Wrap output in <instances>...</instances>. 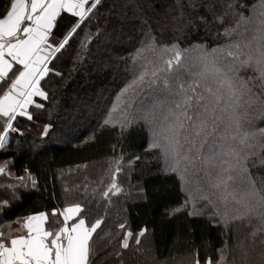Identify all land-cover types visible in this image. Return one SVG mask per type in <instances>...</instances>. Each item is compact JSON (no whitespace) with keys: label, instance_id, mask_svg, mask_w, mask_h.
I'll return each instance as SVG.
<instances>
[{"label":"snow or ice","instance_id":"obj_1","mask_svg":"<svg viewBox=\"0 0 264 264\" xmlns=\"http://www.w3.org/2000/svg\"><path fill=\"white\" fill-rule=\"evenodd\" d=\"M150 7L151 0H0V152L42 115L47 121L33 150L43 147L54 121L77 119L58 97L54 78L65 77L57 64L69 50L74 67L83 63L95 39L120 42L124 22L135 19L141 36L126 75L96 129L77 139L94 142L102 129L121 139L134 129L143 134L149 158L182 194L167 214L206 217L220 230L217 255L201 257L193 247L187 264H264V0H171L164 6L171 13H149ZM160 17L181 34L212 25L217 38L166 41ZM116 147L107 180L101 176L90 193L108 204L123 191L119 178L132 164L122 148L115 155ZM0 178V189L10 193L0 195L3 217L22 198L18 190L38 181L27 168L17 173L9 156H0ZM83 191L88 197L89 184ZM103 222L89 218L87 203L79 201L0 219V264H97ZM238 227L247 238L237 237ZM146 231L125 232L120 246L128 249L130 238L139 245Z\"/></svg>","mask_w":264,"mask_h":264},{"label":"trees","instance_id":"obj_2","mask_svg":"<svg viewBox=\"0 0 264 264\" xmlns=\"http://www.w3.org/2000/svg\"><path fill=\"white\" fill-rule=\"evenodd\" d=\"M169 3L171 0H151V7L148 11L151 13L154 8L157 13L162 11L171 13V9L164 7ZM102 12H106V9H102ZM107 18L106 15L101 18L102 26L103 20ZM130 20L132 27L135 28L136 20L131 18ZM170 23L169 18L160 17L162 27L159 32L162 33V39L166 41L180 36L182 44L196 37L204 43H210L217 38L216 29L212 25L207 28L200 27L198 30L192 28L181 34L171 27H165ZM136 30H132L131 33L127 31L122 44H106L103 41L104 37H101L95 39L90 45L89 54L103 49L113 54L114 61L105 58L106 63L115 66L112 74L105 73L103 76L95 74L91 70L95 60L89 54L83 63L74 67L73 50H69L62 61L57 64L65 77L63 81L54 78V84L60 85L58 96L63 98L66 107L76 110L77 122L71 124V119L54 121L55 126L50 129L49 135L43 142V147L34 153L33 142L40 143L41 128L39 125L47 121V116L42 115L37 125L26 122L27 130L24 136H14L8 149L0 152V156H9L13 159L17 173L27 168L38 181L36 188L29 185L27 189H19L22 198L15 201L13 207L5 208L4 215L0 219L24 216L35 211L50 212L53 207L62 208L69 202L79 201L87 203L89 218L102 217L104 221L101 225L103 229L101 238L97 239V244L100 245L97 264H105L106 260H110L113 264L115 262V264L123 262L134 264L131 256L138 257V250H142L140 255L146 256L147 248L144 247V242L147 238L152 244L151 248L154 250L155 257L158 258L156 262L165 263L170 260L188 258L193 247L199 248L201 257L205 254L215 257L217 255L215 249L220 247L222 237L219 235L220 230L210 224L206 217L194 218L184 214L175 216L167 214L168 209L182 202V194L177 181L171 175L162 172L154 158H149L143 148L145 138L139 130L126 131L122 139L117 132L111 129L96 130L94 142H83L77 139L96 129L105 105L112 97L113 91L122 83L126 75L125 65L129 62L134 47L138 46L141 36L138 27ZM85 71L87 73L84 77L82 74ZM102 87L107 90L103 91ZM97 88L101 89L103 94H100L99 101L95 104L97 108L89 116L82 108L81 111L80 106L89 103V99L86 100L88 92H93ZM63 131L66 134L62 135ZM69 135L71 136L68 139ZM60 137L67 138V140L55 144L54 141L61 139ZM113 144L117 145L115 155H120L122 148L125 160L131 159L132 164L126 163L124 172L120 175L119 180L123 191L119 195L112 196L111 204H108L100 200L98 196L92 198L90 193L101 176L107 180L106 169L108 160L113 155ZM137 156L140 157L139 160L135 159ZM85 163L88 165L87 169L83 167ZM59 179H63L64 188H67L68 192L61 189ZM85 183L89 184L88 197L83 191ZM2 193L5 192L0 189V195ZM5 195L10 196V193H5ZM125 199L129 200L128 204H125ZM119 223H124L125 229L121 230L118 227ZM142 229H147V231L143 237H139V245L130 238L128 249L120 246L119 241L125 232L131 231L136 235ZM108 233H111V238L108 237ZM243 233H247V230L238 227L237 237L241 238ZM117 252L121 253L119 257L116 255Z\"/></svg>","mask_w":264,"mask_h":264},{"label":"rangeland","instance_id":"obj_3","mask_svg":"<svg viewBox=\"0 0 264 264\" xmlns=\"http://www.w3.org/2000/svg\"><path fill=\"white\" fill-rule=\"evenodd\" d=\"M131 27H132V24H131V20L130 19L124 22V29H123V33L124 34H123V38H122V40H120V42H112L107 37H104L103 41L106 42V44H111V45H113L115 43L116 44L117 43L118 44H122L123 43L122 41L124 40V36H125L127 31L130 32V33H131L132 30L137 31L136 27L135 28H133V27L131 28ZM94 52L95 53L92 52L93 54H89L93 58V60H95V62H93V66L94 67H92L91 70H93V72L95 74H97L98 76H103L105 73L112 74L113 71H114L115 66H112L111 64L106 63L105 62V58H110L112 61H114L113 54H111L110 51H108L107 49H103L102 51H94ZM103 59H104V61H103ZM86 73L87 72L85 71V72H83L82 75L85 77ZM102 90L105 91L107 89L102 87ZM102 90L101 89L99 90L97 88V89L93 90V92H88V98L86 100L89 99V103L86 104V105H82L81 104V106H80V109L82 108L84 111H86L87 115L90 116V113L92 114L93 111H95V109L97 108V107H95V104L98 103V101H99L98 99L100 97V94H103L101 92ZM75 101H76V99H75ZM82 109H81V111H82ZM76 116L78 117V115H76ZM70 121H71V124H75L77 122L76 119L75 120H70ZM61 134L64 135V134H66V132L63 131V132H61ZM70 136L71 135L68 136V139H69ZM65 140H67V138L63 137L61 139H58L57 141H54V143L55 144H59V143L65 141ZM38 150L39 149L33 150V152L36 153ZM59 181H60L61 189L62 190L65 189L64 188V184H63V179H59ZM2 195H5V193H2ZM125 201H126L125 204L129 203L128 199H125ZM16 228L17 227H15V224H14L12 229H16ZM246 237H247V233H243V236L241 238H246ZM144 244H145L144 247L147 248L146 256H144V254H143V256L140 255L142 250H138L137 251V254L139 255L138 257L131 256V259L133 260L134 264H165V263H162V262H156L158 260V258L155 257L154 252H153L154 250H152V248H151L152 244L150 243L148 238H147V240H145ZM178 261H180V262H178ZM187 261H188V258H182V260H170V261H167L166 264H187ZM105 262H106L105 264H113V263L110 262V260H106ZM121 264H124V262L121 263Z\"/></svg>","mask_w":264,"mask_h":264},{"label":"crops","instance_id":"obj_4","mask_svg":"<svg viewBox=\"0 0 264 264\" xmlns=\"http://www.w3.org/2000/svg\"><path fill=\"white\" fill-rule=\"evenodd\" d=\"M13 225H14V224H12V227H13ZM15 227H18V225H17V224H15Z\"/></svg>","mask_w":264,"mask_h":264}]
</instances>
